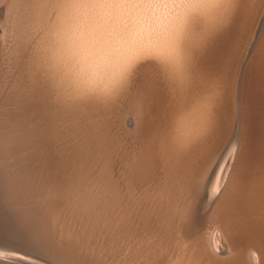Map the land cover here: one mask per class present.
<instances>
[{
    "label": "bare ground",
    "instance_id": "obj_1",
    "mask_svg": "<svg viewBox=\"0 0 264 264\" xmlns=\"http://www.w3.org/2000/svg\"><path fill=\"white\" fill-rule=\"evenodd\" d=\"M101 1L12 0L8 10L12 14L11 24L14 17L10 31L15 28L24 42L36 45L31 73L39 79L36 85H30L29 92L37 97L38 104L44 105L50 131L56 130L65 112L59 110L58 114L54 106L52 114L51 103L63 107L83 104L88 114L96 111L102 119L99 132L92 135L100 141L103 157L100 165L102 263L264 264V236L255 210L251 206L246 211H237L235 203L226 205L231 185L242 165L245 163V173L253 165L259 142L253 132L249 134L244 130L245 117L238 119L237 110L243 114L248 94V66L251 65L248 62V69H244L240 80L239 63L244 53L247 56L248 50L252 51L248 49L249 44L260 35L258 52L251 60L260 58L264 45V0H157L162 8L160 10L156 1L154 13L150 10L153 15L151 24L148 23L150 30L146 27L150 31L147 39L143 33L141 41V37L138 39L134 35L140 43L137 41L136 56L132 55L136 57L134 72L125 84L120 81V75L112 73L114 63L105 61L102 66V61L98 63L103 49L93 40L91 32L104 11ZM136 6L134 14L139 9ZM127 9L133 11L132 7ZM146 19L144 21L149 20ZM123 39L126 38L123 36ZM124 56L122 59L126 58ZM122 85H127L129 92L127 96L123 93L126 97L121 94L124 99L120 100V90L125 87ZM44 88L51 90L53 99L47 96ZM83 123L78 121L72 129L78 131ZM128 123L133 124V128ZM230 157L235 160L228 173L231 164L226 172L224 169ZM225 218L231 221L228 228L220 223ZM206 219L209 224H203ZM216 228L218 233L214 235ZM247 233L255 238H240ZM29 234L46 245L42 235ZM58 235L67 239L70 251L80 250L76 237L68 235L64 229H60ZM29 239L27 235L20 238L30 245ZM34 248L54 255L58 261L65 256L56 248ZM4 249L15 251L0 248V259L41 264L33 260L35 256L31 253H8ZM72 259L68 258V262L81 264Z\"/></svg>",
    "mask_w": 264,
    "mask_h": 264
},
{
    "label": "rangeland",
    "instance_id": "obj_2",
    "mask_svg": "<svg viewBox=\"0 0 264 264\" xmlns=\"http://www.w3.org/2000/svg\"><path fill=\"white\" fill-rule=\"evenodd\" d=\"M118 1L119 0H102L100 2L102 10L104 11L97 19V26L93 28L91 37L93 40L98 42L97 45L100 46V49H103L98 63L102 61L103 63H100L101 66L102 64H106V62L108 63V61L109 63H114V71L112 69V73H115L117 76L120 75V81L124 82L123 84H125V82L130 80L131 74L134 72L136 57L133 58V56H136L135 50L137 51L138 49V45L140 43L139 41L143 40L144 38L147 39L150 32L149 28H151V25H148V23L151 24V17L154 13L153 10H155L154 8L157 0H144V2L143 0ZM135 1L137 2L135 3ZM145 1H147L146 6L148 5L149 8H146ZM159 1L157 2L159 3L158 6L161 10L162 5ZM126 3H129L130 6ZM1 4L3 5L1 6ZM11 4L12 0H0V181L2 182H0V197L2 201L4 200V202L7 204V209L9 210V213L8 210L7 212L5 211V214L3 212V214L0 213V223H3L0 224V226L3 225V229L1 231L9 232V234L8 232H1V237L5 233L6 235L4 237L7 238L9 236L11 239L13 238L12 240L17 237V239L14 241L17 240L19 242L22 241L20 240L21 237L23 238L25 235H27V237L30 238L29 243L33 247L39 246V248H41L44 246L46 250L56 248L63 251L61 253L65 254V256L61 257L62 260L58 258L62 262L72 264L71 262H68V258H73L72 260H75L81 264H103V251L100 245V239L104 231L102 209L103 188L101 182L100 166L102 165L103 157L100 151V141L96 138H92L93 133L99 132L98 130L102 127L100 122L102 119H99L98 112L96 111L93 114H88L85 111L86 106L83 104L76 105L75 107L77 108L74 109L75 107L73 106L63 107V105L58 103H54L53 105L48 99L52 106V114L54 106L57 108L58 114H60L59 110L65 111L63 117L61 116V121L57 125L56 130L53 128V132L50 131L49 126L46 124V122H49L47 120L49 118L47 117L45 120L46 112H44V109L42 108L44 105H40V103L38 104L37 97L34 96L32 92H29L30 85H32V83L36 85V81L39 79L38 77L36 79L34 74L31 73V69H33L35 65L34 56L37 53V51H35L36 45L35 43L28 44V42H24L21 34H19L15 28L14 31L11 32L14 23L13 17L11 24L10 18L12 14L10 9L8 10ZM136 5H138L139 9H137L134 14L133 8L134 6L136 8ZM123 6L128 7L123 8ZM131 7L133 10L132 12L131 10L127 9H131ZM121 8L125 11L122 12ZM150 10L153 13H151ZM140 13L142 15H140ZM133 15H136L135 17L138 19L136 20L139 23L138 25ZM115 16H117V18ZM144 16H146V20L149 19L150 21H144ZM139 18H141V21ZM124 19H126V21ZM132 19L135 22L131 21ZM119 21L120 24L122 22V27L124 24L126 25L130 21L131 23L128 25L134 24L132 26L130 25L129 27L128 25L124 26L122 29L120 24H118ZM139 21L141 22V26ZM117 27H120V31L117 29ZM130 27H132V31ZM120 32H122L123 35ZM126 32L128 33L126 34ZM118 33L120 35H118ZM142 33L145 36L144 38ZM113 34H115V36ZM134 35L137 36L138 39L141 37V39L138 41ZM123 36L126 38L123 39L126 40V42L122 40ZM127 36L131 39H129ZM260 37L262 38V35H260L256 41L253 42L254 44L252 42L249 44L248 49L251 48L252 51L249 52L248 50L247 56H245L244 53V56L239 63L240 80L242 79L244 69L247 68L248 62H251V65L248 66L249 69L247 68L249 70L247 78L248 94L244 103L245 106L243 108V114L237 110L238 119H242V117L244 119L245 117V124L243 127L245 128L244 130L249 134L253 132L259 138V142L256 152L253 155V165L246 173V170L244 169L245 163L242 165L238 171V175L235 177L231 185L232 189L229 193L230 197L226 202V205L232 206L235 203L234 209H238L237 211H246L248 207L252 206L253 211L255 210L256 221L262 230V235L264 236V127L262 125L264 124V45L260 58L251 60L253 55L257 54L258 52V44L261 40ZM119 38L121 39V41H119L120 43L117 41ZM124 42L126 44H124ZM121 43L124 45L123 47ZM119 44L120 47H118ZM126 49L130 51L127 50V53ZM112 51H115V53H112ZM112 54L117 56H112ZM123 54L125 55L124 57H126L124 58L125 60L129 57L128 60H126L127 65L124 63L125 60L122 59ZM107 55L108 57H105ZM119 55L122 56L120 57ZM108 58L110 60H108ZM132 59L134 61H132ZM119 62L122 64V66ZM21 65H23L24 68ZM120 69H122L121 71L123 73L120 72ZM122 86L125 87L124 89L120 90L122 91L119 93L120 100L124 99V96H127V93L129 92L127 85ZM44 90L50 99L52 97L54 98V94L50 89L44 88ZM238 91V96H240V88ZM80 114L81 117L78 116ZM30 115L33 116L30 117ZM103 119H105V117H103ZM78 121H83L84 123L78 131H75L72 129V127ZM130 124L131 123H128L129 127L133 128V124ZM74 134H76V136ZM257 180L260 182L258 183ZM241 184L244 185L242 186ZM51 215L53 217H51ZM5 221L6 223L8 222V225L5 224ZM206 222H208V219L203 220V224H209V222ZM230 222L231 221L228 220V218H225L222 222L220 220L221 225H225L227 228L230 227ZM9 225H11V227ZM60 229H64L68 235H72L78 239L80 243V250L76 249L75 252L70 251L72 248L70 245H68L67 239H64V237H60L58 235V231ZM88 231L92 232L93 234L89 236L86 235ZM30 232H34L45 237L44 240L46 245L41 244L43 240L40 241V239L38 240L36 237H29ZM216 233H218L217 228L214 230V235H216ZM240 238L243 240L252 239L255 238V235L247 233L246 235L242 234ZM49 253H51V251H49ZM49 255L55 258L54 255Z\"/></svg>",
    "mask_w": 264,
    "mask_h": 264
},
{
    "label": "water",
    "instance_id": "obj_3",
    "mask_svg": "<svg viewBox=\"0 0 264 264\" xmlns=\"http://www.w3.org/2000/svg\"><path fill=\"white\" fill-rule=\"evenodd\" d=\"M235 155H236V153H235ZM234 160H235V158L232 159L231 157L228 159L227 164H226L225 169H224L225 172L227 169L226 167H228L230 164H231V166H230L228 173L231 171L233 164H234ZM223 187H224V185L222 186L221 191H222ZM3 202H2V199L0 197V213L7 211V204L5 202L4 203ZM1 230H2V228H0V231ZM0 248L15 249V251L4 249L8 253L9 252L17 253V254L31 253V255L35 256L33 260L40 262L41 264H51L50 262L58 263V264H69V263L58 261L57 259L50 256L49 254H45V253L41 252L40 250L34 248L32 245L24 244L22 241L18 242V241H14V240L6 238V237H1V235H0ZM17 251H20L22 253H19ZM46 261H50V262H46ZM0 264H20V263L0 259Z\"/></svg>",
    "mask_w": 264,
    "mask_h": 264
}]
</instances>
